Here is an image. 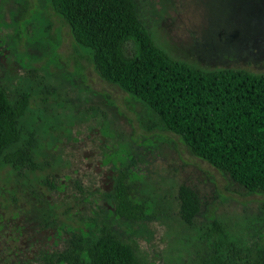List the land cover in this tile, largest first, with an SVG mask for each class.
<instances>
[{"label":"rangeland","instance_id":"rangeland-1","mask_svg":"<svg viewBox=\"0 0 264 264\" xmlns=\"http://www.w3.org/2000/svg\"><path fill=\"white\" fill-rule=\"evenodd\" d=\"M0 0V83L29 92L22 117L36 138L34 169L0 161V264H38L71 232L109 223L137 244L143 264H201L218 219L240 250L264 236V193L248 192L137 98L96 73L90 53L46 0ZM138 18L171 56L202 68L264 71V0H134ZM127 168L148 217L116 216L114 177ZM201 198L193 225L178 215L177 187Z\"/></svg>","mask_w":264,"mask_h":264},{"label":"trees","instance_id":"trees-1","mask_svg":"<svg viewBox=\"0 0 264 264\" xmlns=\"http://www.w3.org/2000/svg\"><path fill=\"white\" fill-rule=\"evenodd\" d=\"M69 26L74 41L90 53L100 78L139 99L156 124L177 134L189 152L226 174L248 192L264 193V71L239 67L202 68L171 56L138 18L134 0H46ZM26 0L20 4L22 15ZM26 90L14 93L0 83V161L34 169L36 138L22 117ZM127 168L117 171L110 200L113 213L128 220L148 217L134 200ZM179 219L193 225L201 209L198 191L177 187ZM210 246L201 264H264V236L252 250H240L224 225L210 220ZM38 264H143L134 240L109 223L91 233L71 232L66 245Z\"/></svg>","mask_w":264,"mask_h":264}]
</instances>
